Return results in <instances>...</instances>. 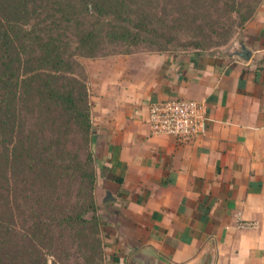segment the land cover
<instances>
[{
  "label": "crops",
  "instance_id": "obj_1",
  "mask_svg": "<svg viewBox=\"0 0 264 264\" xmlns=\"http://www.w3.org/2000/svg\"><path fill=\"white\" fill-rule=\"evenodd\" d=\"M242 30L223 54L92 61L94 152L123 179L96 191L114 198L108 264H264V0ZM172 98L206 104L204 135L151 134L149 105Z\"/></svg>",
  "mask_w": 264,
  "mask_h": 264
},
{
  "label": "trees",
  "instance_id": "obj_2",
  "mask_svg": "<svg viewBox=\"0 0 264 264\" xmlns=\"http://www.w3.org/2000/svg\"><path fill=\"white\" fill-rule=\"evenodd\" d=\"M133 1L55 0L44 25L41 0H0V264H107L90 91L76 70L79 58L97 56L106 44L140 43L146 20L137 15L146 14V3ZM186 1L182 14L209 0ZM255 9L233 10L238 21L228 27L198 25L194 47L202 38L213 43L212 34L227 41ZM112 14L121 25L104 30ZM185 18L196 27L194 15ZM12 191L19 200H10Z\"/></svg>",
  "mask_w": 264,
  "mask_h": 264
},
{
  "label": "rangeland",
  "instance_id": "obj_3",
  "mask_svg": "<svg viewBox=\"0 0 264 264\" xmlns=\"http://www.w3.org/2000/svg\"><path fill=\"white\" fill-rule=\"evenodd\" d=\"M107 2L112 0H106ZM129 1V0H128ZM141 0H134L133 6H136V3L139 5ZM145 5L146 14L138 13L137 17L145 16L146 20L144 23L145 28L139 30L141 33V41L138 45L132 46L126 44H106L103 50L93 58L82 57L79 58V66L80 68L76 70V76L80 79L84 80L86 83L89 82V71L92 64V68L94 70L95 65L92 61L107 59L116 56H126L130 54L136 53H162V54H187L194 52H206L211 54H223L226 51H232L238 47V39L240 38V34L243 31L241 28H236L232 33L231 37L227 39V41H222L215 34H212L213 43L210 41L204 40L203 46L199 49L194 47L193 41H196V31H198V25H203L206 23L214 24L218 26L225 25L228 27L232 21H238V16L236 12L233 10L239 9L242 14H245L250 7H255V11L259 8L260 4L263 0H212L207 1L205 5L200 8H192L188 9L187 12L182 14L179 9L182 3H186V0H143ZM55 0H41L38 2L37 8H41V10L37 9L40 15V19L44 25H48L51 22L49 21V16L53 12V7L55 5ZM190 4V2H188ZM187 10V9H186ZM118 12V10H115ZM185 11V10H184ZM113 12V10H112ZM127 12L121 10L118 14H126ZM188 15L193 18V15L197 19L196 27L193 23H190L186 18L184 21L182 20L183 15ZM116 14H112L105 18L106 22L103 25L104 30H107L108 27L111 26H119L120 22L115 19ZM147 18V19H146ZM137 20V19H136ZM130 26L132 28L133 25H125ZM195 27V28H194ZM219 32H222L221 28H216ZM137 29H134L136 32ZM207 36H210V32L207 31ZM207 38V37H204ZM218 42V43H216ZM89 86V84H88ZM94 139V138H93ZM95 142L93 140L92 152L95 158ZM101 153V147L99 153ZM101 162L95 163V169L97 172V186L99 181L102 183L101 174H99V169L102 168ZM106 175V179H104L107 187L110 185L113 187V180L110 179L111 175L107 173V171L103 170V176ZM105 184H102L105 185ZM97 187L95 189V202L97 205V215L101 217L103 222V233H104V242L106 246L107 252V264L111 261V256L114 251L112 248H108L111 245V242H114V237L111 233L110 229V212L109 206L111 201L104 202L102 196L98 192V197L96 194ZM13 195L10 197V200H15V193L12 191ZM19 200V197L16 199ZM91 216V215H89ZM108 224V225H107ZM113 247V245H112ZM110 256V257H109Z\"/></svg>",
  "mask_w": 264,
  "mask_h": 264
},
{
  "label": "built area",
  "instance_id": "obj_4",
  "mask_svg": "<svg viewBox=\"0 0 264 264\" xmlns=\"http://www.w3.org/2000/svg\"><path fill=\"white\" fill-rule=\"evenodd\" d=\"M148 122L153 136H167L187 142L207 132L210 116L202 101L172 98L151 103Z\"/></svg>",
  "mask_w": 264,
  "mask_h": 264
},
{
  "label": "water",
  "instance_id": "obj_5",
  "mask_svg": "<svg viewBox=\"0 0 264 264\" xmlns=\"http://www.w3.org/2000/svg\"><path fill=\"white\" fill-rule=\"evenodd\" d=\"M114 198L112 196V193L110 191H106V197L104 198V202L113 201Z\"/></svg>",
  "mask_w": 264,
  "mask_h": 264
}]
</instances>
